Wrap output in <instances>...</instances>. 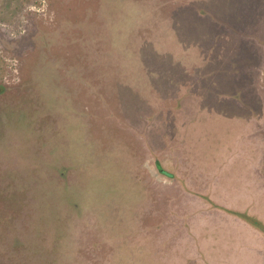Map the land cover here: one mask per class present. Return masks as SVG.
<instances>
[{
	"label": "rangeland",
	"instance_id": "obj_1",
	"mask_svg": "<svg viewBox=\"0 0 264 264\" xmlns=\"http://www.w3.org/2000/svg\"><path fill=\"white\" fill-rule=\"evenodd\" d=\"M3 140L0 264H264V0H0Z\"/></svg>",
	"mask_w": 264,
	"mask_h": 264
},
{
	"label": "trees",
	"instance_id": "obj_2",
	"mask_svg": "<svg viewBox=\"0 0 264 264\" xmlns=\"http://www.w3.org/2000/svg\"><path fill=\"white\" fill-rule=\"evenodd\" d=\"M172 16H174V14H172ZM176 16V15H175ZM172 18V17H171ZM0 145H1V148H2V158H0V169H2V166L4 165V166H8L9 164H10V162H9V158H8V156L13 152V149H12V147H14L13 145H10L8 142L6 143L4 140L3 141H1L0 142ZM12 151V152H11ZM5 161V163H3V165H1L2 164V162H4ZM7 163V164H6ZM8 168L6 167V169L5 170H7ZM3 170V172H1L0 171V180L2 181L3 180V182L5 183V180H6V178L7 177H10V175H11V173H9V172H7V171H4V169H2ZM160 170H162V167H160ZM2 184V183H1ZM0 184V198L1 197H3V195H6V190H5V188H4V184H2L1 185ZM1 187H2V189H1ZM4 199V198H3ZM75 204H76V202L74 201V202H72V205L74 206V207H76L75 206ZM250 223H252L253 225H255L256 223H255V221L254 220H250ZM35 229H36V231H39V228L38 227H35ZM41 229V228H40ZM63 238V237H62ZM18 244H16V246L17 247H20V241L19 242H17ZM54 244H55V242L53 243V244H50V245H52V246H54ZM57 244V243H56ZM64 244H62V253L64 254ZM64 256V255H63Z\"/></svg>",
	"mask_w": 264,
	"mask_h": 264
}]
</instances>
